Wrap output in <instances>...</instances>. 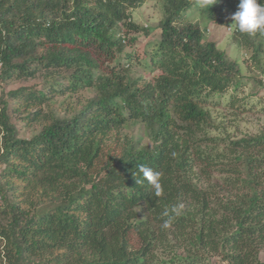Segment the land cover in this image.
<instances>
[{
  "label": "trees",
  "instance_id": "obj_1",
  "mask_svg": "<svg viewBox=\"0 0 264 264\" xmlns=\"http://www.w3.org/2000/svg\"><path fill=\"white\" fill-rule=\"evenodd\" d=\"M156 1L145 79L132 53L114 64L153 30L133 15L145 0H0V80L36 65L51 89L10 93L42 126L31 137L0 94V264H264V130L218 122L209 98L239 89L243 67L190 19L223 24L239 0ZM235 32L264 86V32Z\"/></svg>",
  "mask_w": 264,
  "mask_h": 264
},
{
  "label": "rangeland",
  "instance_id": "obj_2",
  "mask_svg": "<svg viewBox=\"0 0 264 264\" xmlns=\"http://www.w3.org/2000/svg\"><path fill=\"white\" fill-rule=\"evenodd\" d=\"M134 18L143 27H153L150 34L146 35L143 32L139 35V43L136 45H127L123 52L119 53L114 64L120 60L126 64L127 54L132 53L131 66L133 71L132 76L143 75L146 78H153L157 72L151 73L148 69H144L140 60L146 58V54L150 49L148 46L161 37L160 20L161 2L156 0H145V2L133 10ZM232 12H227L225 16V23L220 24L215 21H208L202 18L198 13L190 15L192 21L201 23V28L204 30L207 40L217 43L221 50H224L229 60H237L243 67V85L233 91L230 89L225 94H215L209 99L210 107L215 116L218 117V122L222 120L226 122L229 133L237 136L244 134H255L264 130V86L260 85L256 77H262L261 71L257 68L252 60L251 53L245 50V45L239 43L235 28L232 26ZM122 64V65H123ZM36 69L34 75L29 72ZM39 67L33 65L23 74L14 73L5 80H0V94L4 93L9 102V110L12 114V119L19 126L20 135L23 137H31L37 131L42 129L38 123L32 126L25 125L22 118L24 105L20 104V100L15 99L10 94L17 89H23V94L30 91L44 90L50 94L51 89L48 87L46 79L43 77V71ZM88 91L80 93V100L89 95ZM233 96H235V105H232ZM56 101L53 104L60 103L64 98L63 95H56ZM68 100L76 101L78 94L68 97ZM52 103V101H51ZM56 106V105H54ZM223 122V121H222ZM128 132L134 136L140 145L150 143L143 125H132L128 127ZM264 261V247L260 254ZM218 264H224L221 259L215 258Z\"/></svg>",
  "mask_w": 264,
  "mask_h": 264
},
{
  "label": "clouds",
  "instance_id": "obj_3",
  "mask_svg": "<svg viewBox=\"0 0 264 264\" xmlns=\"http://www.w3.org/2000/svg\"><path fill=\"white\" fill-rule=\"evenodd\" d=\"M212 0H203V5L207 6ZM232 26L241 33L255 34L257 31L264 32V4L258 0H239L237 11L232 14ZM138 171L142 173L144 180H147L156 189L159 195L161 185L159 183V173L151 168L140 165ZM135 176V174H133ZM142 181L136 180V183ZM175 211V209H174ZM165 226H167L165 224Z\"/></svg>",
  "mask_w": 264,
  "mask_h": 264
},
{
  "label": "built area",
  "instance_id": "obj_4",
  "mask_svg": "<svg viewBox=\"0 0 264 264\" xmlns=\"http://www.w3.org/2000/svg\"><path fill=\"white\" fill-rule=\"evenodd\" d=\"M0 66H1V61H0Z\"/></svg>",
  "mask_w": 264,
  "mask_h": 264
}]
</instances>
